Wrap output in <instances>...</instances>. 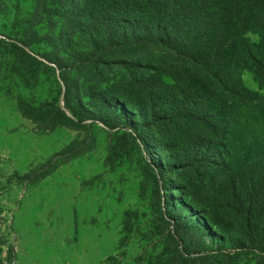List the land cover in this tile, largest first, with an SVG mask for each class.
Masks as SVG:
<instances>
[{"label":"rangeland","instance_id":"374dc122","mask_svg":"<svg viewBox=\"0 0 264 264\" xmlns=\"http://www.w3.org/2000/svg\"><path fill=\"white\" fill-rule=\"evenodd\" d=\"M59 14L0 0V264H264V73L241 63L256 96L203 171L172 161L190 128L166 152L134 131L159 90L190 84L179 57L121 53ZM245 39L264 62L261 35Z\"/></svg>","mask_w":264,"mask_h":264},{"label":"trees","instance_id":"16d2710c","mask_svg":"<svg viewBox=\"0 0 264 264\" xmlns=\"http://www.w3.org/2000/svg\"><path fill=\"white\" fill-rule=\"evenodd\" d=\"M34 1L35 13L49 17L60 13L72 29L86 26L93 41L104 46L111 42L121 53L150 46L174 52L177 67L187 70L190 84L159 90L161 106L148 101L137 115L144 126L134 131L142 136L147 127L156 130L155 145L166 152L164 140L171 129L190 128L193 134L181 140L180 149L175 146L177 159L172 161L191 162L203 171L224 163L226 151L219 138L226 134L237 106H247L256 96L240 84L241 63L264 73V62L245 39L246 32H256L264 47V0ZM135 82L146 83L132 79ZM216 115L221 122L213 119ZM124 117L133 125V117L130 121ZM215 123H225V129L220 131Z\"/></svg>","mask_w":264,"mask_h":264}]
</instances>
